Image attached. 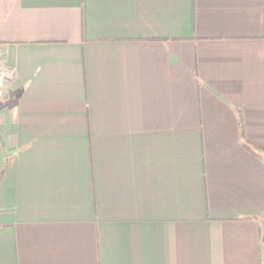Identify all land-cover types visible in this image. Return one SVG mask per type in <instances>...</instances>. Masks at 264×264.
<instances>
[{"label":"crops","instance_id":"1","mask_svg":"<svg viewBox=\"0 0 264 264\" xmlns=\"http://www.w3.org/2000/svg\"><path fill=\"white\" fill-rule=\"evenodd\" d=\"M0 264H264V0H0Z\"/></svg>","mask_w":264,"mask_h":264},{"label":"built area","instance_id":"2","mask_svg":"<svg viewBox=\"0 0 264 264\" xmlns=\"http://www.w3.org/2000/svg\"><path fill=\"white\" fill-rule=\"evenodd\" d=\"M16 71L13 68L0 67V103L6 102L9 98L8 84L15 78Z\"/></svg>","mask_w":264,"mask_h":264},{"label":"trees","instance_id":"3","mask_svg":"<svg viewBox=\"0 0 264 264\" xmlns=\"http://www.w3.org/2000/svg\"><path fill=\"white\" fill-rule=\"evenodd\" d=\"M245 146H246L249 150L253 151L254 153H255V149H260V150H263V149H264V147H262V146L259 145V144L254 143V142H246V141H245Z\"/></svg>","mask_w":264,"mask_h":264}]
</instances>
